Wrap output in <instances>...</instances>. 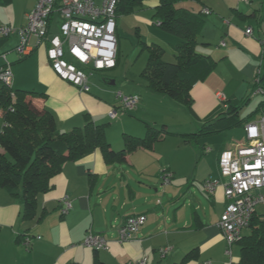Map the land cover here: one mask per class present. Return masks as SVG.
<instances>
[{
	"label": "crops",
	"instance_id": "1",
	"mask_svg": "<svg viewBox=\"0 0 264 264\" xmlns=\"http://www.w3.org/2000/svg\"><path fill=\"white\" fill-rule=\"evenodd\" d=\"M179 1L176 7L195 13H203L205 8L211 10L210 14L203 16L196 48L218 62L211 73L193 84L190 106L147 85L142 76L148 61L146 55L135 72H126L124 80L118 81L119 72L114 70L120 64L119 53L124 49L120 36L124 32V20L118 19L123 13L117 18V66L107 70L108 73L96 72L90 78L89 91H81L54 72L46 44L34 48L29 56L20 60L16 51L18 34L0 43V65L4 63L3 55H6L13 72V87L45 93L44 96L29 94L27 99L38 111L45 108L50 110L59 130L67 131L84 125L85 115L89 114L96 122L107 123L106 136L115 150L123 148L124 133L143 136L147 124L165 127L168 133L180 134L183 139L177 141L178 147L170 149L175 151V156L168 154L166 134L151 148L141 147L129 153L122 162L108 163L100 149L79 160L66 161L61 172L53 177L52 188L37 195L36 214L31 219L24 216L22 193L14 195L6 187L0 186V264H94L96 258L102 264H128L143 257H147V264L239 262L240 250L234 254V244L229 246L218 225L227 202L223 185H219L211 195L202 185H196V181L202 183L206 179L219 178L221 152L235 149L240 144L236 145L234 136L230 141L226 136L223 143L211 150L213 159H207L202 152L200 154L198 148L189 150V155L185 153L182 158L178 151L183 141L186 144L199 143L203 136L223 133L237 126L243 127L246 138L245 125L263 117L264 93H255V88L259 70L262 71L264 87V0ZM36 3L37 0H12L9 4L0 5V24L22 27L26 24V14ZM158 4L159 0H145L133 12L151 7L149 15H152V22L167 32L165 34L174 43L172 51L175 52L180 37L162 28L154 18ZM138 17L149 24L148 16ZM58 21V14L54 13L51 32L58 33ZM248 27L252 29L250 35L246 33ZM11 37L13 39L9 40ZM148 41L150 39L144 42L157 43L164 48L162 40ZM165 54L164 48L165 61L176 60V53L174 57L167 58ZM120 92L140 94L141 101L133 115L122 114L110 118L108 112L117 105ZM251 94L256 97L252 98ZM219 95H223L224 100ZM228 103H242L239 116L232 118L226 114ZM251 103L256 106L248 110ZM181 111L187 112L184 116L190 119V127L194 130L188 128L189 131L180 132L168 128L180 119ZM228 122L233 125L227 126ZM2 123L3 111L0 109L1 130L4 126ZM159 123L162 126H158ZM209 124H214L216 130L209 134H198L204 125ZM186 133H194L195 136L188 139L183 135ZM0 150L3 151V148L0 147ZM188 167L195 170L191 181L184 185L177 174ZM165 170L173 173L171 181L167 183L169 185L162 184L161 173ZM66 196L70 197L72 208L63 214L61 208ZM140 213L147 215L145 223L133 239L120 242L119 229L126 218ZM255 214L264 216V203L256 206ZM89 230L103 233L109 240L108 248L95 250L85 246L83 241ZM249 232L250 228L247 227L243 235ZM25 236H31L30 246L25 244ZM165 246L172 249L162 257L160 249ZM229 247L230 253L227 251ZM193 249L196 251L192 252L191 259L183 262Z\"/></svg>",
	"mask_w": 264,
	"mask_h": 264
},
{
	"label": "trees",
	"instance_id": "2",
	"mask_svg": "<svg viewBox=\"0 0 264 264\" xmlns=\"http://www.w3.org/2000/svg\"><path fill=\"white\" fill-rule=\"evenodd\" d=\"M11 1L0 0V5ZM144 1L119 0L117 18L121 13L133 12ZM177 1L179 0H159L154 14L162 28L180 37L175 45L176 60L165 61L161 45L142 41L149 53L142 76L152 90L190 106L193 101V84L211 73L218 62L196 48L205 14L176 7ZM7 37L9 36L0 35V43ZM24 58L26 57L20 60ZM261 74L262 71L258 74L260 80L256 83L264 89ZM29 94L45 95L34 90L9 87L0 82V109L4 119L0 132V147L3 148V151L0 150V186L6 187L14 195L22 193L25 202L24 216L27 219L36 214L37 195L52 188L53 177L61 172L66 161L79 160L100 149L108 163L122 162L129 153L141 147L151 148L168 134L165 127L147 124L146 134L143 136L124 133L123 148L115 150L106 136L107 123H98L86 114L84 125L61 131L54 114L46 108L43 111L36 110L27 99ZM137 95L141 101V95ZM241 107L242 103L229 104L225 112L233 118L239 116ZM213 125H204L198 134L215 131ZM232 125V122L227 123V126ZM183 135L188 139L195 136L194 133ZM249 228L250 232L237 241L240 245V260L237 264H264V216L254 214ZM195 251H190L183 262L191 259L192 252ZM94 264L102 262L96 258Z\"/></svg>",
	"mask_w": 264,
	"mask_h": 264
},
{
	"label": "built area",
	"instance_id": "3",
	"mask_svg": "<svg viewBox=\"0 0 264 264\" xmlns=\"http://www.w3.org/2000/svg\"><path fill=\"white\" fill-rule=\"evenodd\" d=\"M118 2L119 0H37L35 7L26 14L25 25L13 27L2 24L0 35L18 34L16 51L20 58L29 56L34 48L46 44L47 56L54 72L81 91H89L90 78L96 72L109 70L117 65ZM54 13L59 18L58 33L51 32ZM203 13L210 14L211 10L205 8ZM246 33L252 34L251 27L246 29ZM3 58L0 82L13 87L11 63L6 55ZM259 80L257 75L256 82ZM255 93H264V89L257 85ZM219 96L224 100L223 95ZM117 99L118 104L108 112L110 118H117L120 114L136 109L140 102L137 94L120 92ZM245 133L244 144L221 152L220 177L203 181L204 190L211 195L219 185L224 187L227 202L218 225L230 247L243 236V230L249 227L256 213V206L264 203V115L259 121L248 122ZM172 174L169 170L163 171L164 184L171 181ZM71 208L70 197H64L62 213H68ZM146 220L147 215L144 213L128 216L119 229L118 240L123 243L133 239ZM31 241V236L24 237L27 246L31 245ZM108 242L103 233L89 230L83 244L102 250L108 248ZM230 247L227 250L229 253ZM171 249L168 246L162 247V257L167 256ZM128 264H147V257Z\"/></svg>",
	"mask_w": 264,
	"mask_h": 264
},
{
	"label": "rangeland",
	"instance_id": "4",
	"mask_svg": "<svg viewBox=\"0 0 264 264\" xmlns=\"http://www.w3.org/2000/svg\"><path fill=\"white\" fill-rule=\"evenodd\" d=\"M185 1H191V0H180L179 2H185ZM178 2V4L180 5V3ZM151 7H145L141 10H138L136 12H132V13H126L123 16L119 17L118 19H123L124 20V32L121 33L120 36L121 37V41L124 45V49L123 51H121L119 53V58L121 59L120 64L118 65V67L114 70L115 72H119L118 77H119V82H121L122 80H124V74L126 72H135L137 65L139 64V62L144 59V55H146V57L148 58V50L145 49L143 47V45L141 44L142 40L147 41V39H150V41H155L158 42L156 40H162L163 41V46L165 48L166 54L165 57H169V56H173L174 57V53L172 51L173 49V44L171 43L170 39H168V37L166 36L167 32H165L164 30H162L159 26H157L156 24H154L151 20L152 15H149V10ZM138 15H146L148 16L149 20V24H147L146 22L140 20V18L138 17ZM4 24V23H2ZM1 25V24H0ZM161 35V36H160ZM13 38L11 37L9 40H12ZM148 41V42H150ZM2 48H0L1 50ZM135 69H133V68ZM113 70H111L112 72ZM98 72H104V73H108L107 70L104 71H98ZM112 74V73H111ZM252 98L256 97L254 96V94H251ZM264 97V95H262ZM255 100V98H254ZM255 102V101H254ZM255 103H251L250 107H248V110H251L255 107ZM247 109V108H246ZM245 109V110H246ZM127 114L129 115H133V111L127 112ZM180 119L177 121H174V124H170L169 125V129L171 131H189L187 130L188 128L191 130L192 128L190 127V119L185 117L183 113V111H181L180 113ZM190 114V113H188ZM121 115V114H120ZM119 115V116H120ZM108 121V120H107ZM112 123H116L113 120H109ZM192 122V119H191ZM3 124V123H2ZM1 124V126H3ZM195 124V120H193V127ZM189 125V127H188ZM158 126H162V123H159ZM1 130V127H0ZM194 130V129H192ZM1 132V131H0ZM227 136V141L233 140L235 138V143L237 144H244L246 141V138L244 137V133H243V127L242 126H237L234 128H231L230 130L227 131H223V133H219V134H212V135H208V136H203L201 139H199V143H195V144H186L183 141V145H181L180 149H179V155L182 158L183 154L187 153L189 155V150L191 151V149H197V151L200 153L202 152L207 159H213L214 155L211 154V150L215 149L217 146H219L221 143L224 142L225 137ZM234 136L233 139H231V137ZM179 139H182V137L180 136V134H176V133H168L167 134V146H168V154L171 156H175V151L172 152L170 149L172 148H176L177 146V141ZM183 140V139H182ZM207 145V146H205ZM210 149V150H207ZM201 154V153H200ZM202 156V158H204L205 156ZM194 167H188V169L186 171H180L177 175L179 176V180L181 183H183L184 185L188 184V181L190 179H192V172H194ZM218 171H219V166H218ZM186 172V173H185ZM188 174V175H185ZM176 175V176H177ZM161 178H162V173H161ZM182 179V180H181ZM191 181V180H190ZM163 184V182H162ZM163 185H169V184H163ZM196 185H202L203 189V182L201 183V181H196ZM199 194L201 196H204L202 194V192L199 191ZM248 230L246 229V232ZM240 250V245L239 243H234V247H233V251L234 254L236 255L237 253H239ZM165 259V258H164Z\"/></svg>",
	"mask_w": 264,
	"mask_h": 264
},
{
	"label": "water",
	"instance_id": "5",
	"mask_svg": "<svg viewBox=\"0 0 264 264\" xmlns=\"http://www.w3.org/2000/svg\"><path fill=\"white\" fill-rule=\"evenodd\" d=\"M114 83V81H112Z\"/></svg>",
	"mask_w": 264,
	"mask_h": 264
}]
</instances>
